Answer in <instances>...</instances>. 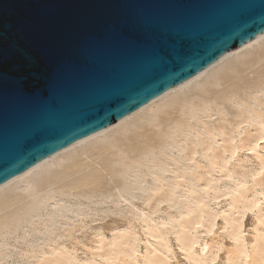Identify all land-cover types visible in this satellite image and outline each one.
I'll return each mask as SVG.
<instances>
[{
  "label": "bare ground",
  "instance_id": "obj_1",
  "mask_svg": "<svg viewBox=\"0 0 264 264\" xmlns=\"http://www.w3.org/2000/svg\"><path fill=\"white\" fill-rule=\"evenodd\" d=\"M98 196L126 221L79 237ZM11 235L16 264H264V33L1 184L0 264Z\"/></svg>",
  "mask_w": 264,
  "mask_h": 264
},
{
  "label": "water",
  "instance_id": "obj_2",
  "mask_svg": "<svg viewBox=\"0 0 264 264\" xmlns=\"http://www.w3.org/2000/svg\"><path fill=\"white\" fill-rule=\"evenodd\" d=\"M264 33V0H0V185Z\"/></svg>",
  "mask_w": 264,
  "mask_h": 264
},
{
  "label": "rangeland",
  "instance_id": "obj_3",
  "mask_svg": "<svg viewBox=\"0 0 264 264\" xmlns=\"http://www.w3.org/2000/svg\"><path fill=\"white\" fill-rule=\"evenodd\" d=\"M93 199L94 200L98 199L100 201L97 204H94L93 202L88 204V202H87V205L84 204L82 206V207H84L85 213H86L84 216H86L87 228L84 229L83 231H81L80 232L81 234L78 232L79 237L82 235V233H83L82 237H87V236L91 235L92 231L94 230L93 228H96L98 226H106V227L108 225L109 226H115V225H120L126 221V219L122 218L119 213H111L109 211V209H111V205L108 203V199L104 200V202H102L101 196L93 197ZM133 200L136 202H139V198H134ZM162 207H165V205ZM107 209H108V211H107ZM167 209L171 210L173 208L167 207ZM249 216L250 215H247L246 218H248ZM74 218L76 221L80 220V216L74 217ZM62 221H64L63 218H61V220L59 222L62 223ZM248 221H249V219H248ZM57 224H58V222H57ZM57 228H58V230L56 233L53 234L54 236L60 235L63 232V230H61L62 229L61 225L57 226ZM30 234H31L30 237L27 239L28 242H33L35 244H39L37 242L42 241V239H40V237L37 235V232L34 229H32L30 231ZM48 238L45 239V241H47ZM7 241L14 243V244L11 246V249L8 253V257L2 263L3 264H16V263H22L24 261L26 262V260L28 259L27 258L28 254L27 255L26 254L19 255V253H18L20 251V249L22 248V246L24 245L25 241H23V240L16 241L15 235H11V237L9 236V239ZM68 241H66V238H65L66 244H70V241L69 242ZM40 244H42V243H40ZM80 254H81V256H83V252H80Z\"/></svg>",
  "mask_w": 264,
  "mask_h": 264
}]
</instances>
